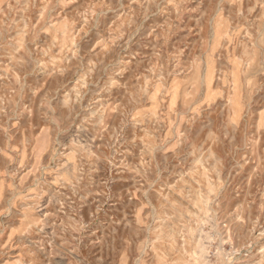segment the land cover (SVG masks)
I'll use <instances>...</instances> for the list:
<instances>
[{
    "label": "rangeland",
    "instance_id": "1",
    "mask_svg": "<svg viewBox=\"0 0 264 264\" xmlns=\"http://www.w3.org/2000/svg\"><path fill=\"white\" fill-rule=\"evenodd\" d=\"M0 264H264V0H0Z\"/></svg>",
    "mask_w": 264,
    "mask_h": 264
}]
</instances>
